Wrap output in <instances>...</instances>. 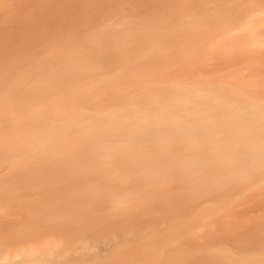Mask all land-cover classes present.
<instances>
[{
  "label": "rangeland",
  "instance_id": "rangeland-1",
  "mask_svg": "<svg viewBox=\"0 0 264 264\" xmlns=\"http://www.w3.org/2000/svg\"><path fill=\"white\" fill-rule=\"evenodd\" d=\"M259 1L0 0V147L23 155L0 161V251L21 235L44 250L31 264L263 258Z\"/></svg>",
  "mask_w": 264,
  "mask_h": 264
},
{
  "label": "bare ground",
  "instance_id": "bare-ground-1",
  "mask_svg": "<svg viewBox=\"0 0 264 264\" xmlns=\"http://www.w3.org/2000/svg\"><path fill=\"white\" fill-rule=\"evenodd\" d=\"M258 3L259 4L261 3L263 5L264 2H262V0H261V2L259 1ZM261 4H260V6L259 5L258 6L261 7L262 6ZM263 8H264V6H263ZM263 8H260V11H258L259 10L258 9L257 10L258 13L261 12V10H263ZM258 13L256 14V16H258L260 19H262V23H264V12H261V14H258ZM248 25H249V23H248ZM101 34H103V32ZM255 40L256 41L254 43L259 44L260 46H264V38L260 37V39H258V40L255 39ZM135 117H136V119H139L142 121L147 119V116H145V115H136ZM126 137L127 136L113 137L111 139V144H118L119 142H122L123 140H125ZM4 145H7V143H5ZM20 158H23V155L17 154V151L14 148L8 147V146L0 147V161H2V163L6 162V161H16V160H19ZM263 159H264V155H260L258 157L257 156L253 157V160H255V161L263 160ZM4 215L0 216V225H3L6 228H8L10 226V224H8L10 222L8 220L9 216H8V218H6L8 220V222H7V220L5 219V217L7 215H5V217H4ZM19 236L24 237L21 235H16V236H14V238L11 237L12 238V240H11L10 235L9 236L3 235V239H4V241H6V240L10 241L11 240V242H14L13 244H19L20 241L18 243H15L18 241L17 238ZM52 238H54V236H51V239ZM13 239H16V240H13ZM23 241H28V238H26V240H23ZM35 243L36 242H32V243H28V244L23 243V244H21L22 246L19 245V248H15L16 245L10 244V247L7 246V248L5 250L0 251V264H31V261H28L24 257L31 256V255H37L38 253L39 254L44 253V250H42V248H40L39 246L35 245ZM203 251H201V253ZM201 253L196 251L197 255H199V254L201 255ZM75 261L78 262L77 260H75ZM250 261H251V264H264V257L261 259H258V257H257L256 259H251ZM57 264H77V263L65 262V263H57Z\"/></svg>",
  "mask_w": 264,
  "mask_h": 264
}]
</instances>
